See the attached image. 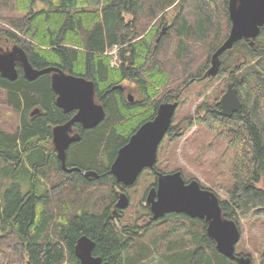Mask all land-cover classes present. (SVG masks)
Here are the masks:
<instances>
[{"label":"trees","instance_id":"1","mask_svg":"<svg viewBox=\"0 0 264 264\" xmlns=\"http://www.w3.org/2000/svg\"><path fill=\"white\" fill-rule=\"evenodd\" d=\"M228 3L0 0V44L21 48L34 69L59 68L93 81L96 103L105 110L98 126L75 130L80 140L66 152V166L75 171L66 173L53 146V128L72 115L57 106L51 75L30 81L20 65L14 81L0 74V109L19 115V125L9 118L7 127L0 115V264H80L75 249L83 236L95 242L93 255L102 264H238L217 251L204 220L172 213L154 221L146 205L147 224L133 219L119 225L124 211L115 216L118 195L129 196L134 186L119 184L110 173L118 151L155 119L161 104L178 103L179 108L195 84L208 87L226 77L217 99L200 106L205 113L196 125L234 153L228 198L218 196L223 217L234 221L242 235V220L264 216V27L252 44L240 40L220 57L215 77L206 75L212 55L230 34ZM170 9L176 15L169 23ZM165 26L167 33L160 36ZM114 49L118 68L111 66ZM228 83L237 89L242 107L224 117L218 102ZM135 91L141 100L131 103L128 95ZM176 128L167 133L171 139ZM176 171L186 182L197 180H188L181 169L160 172ZM88 172L97 177L85 178ZM151 175L144 203L157 186ZM236 253L254 264L251 253ZM259 259L264 264L263 250Z\"/></svg>","mask_w":264,"mask_h":264},{"label":"water","instance_id":"2","mask_svg":"<svg viewBox=\"0 0 264 264\" xmlns=\"http://www.w3.org/2000/svg\"><path fill=\"white\" fill-rule=\"evenodd\" d=\"M229 17L231 30L227 40L212 55L211 67L207 76L215 77L221 66V56L231 50L242 39L254 40L264 27V0H229ZM167 29L160 35H165ZM160 41V38L157 42ZM17 64L22 67L24 76L34 81L42 75H51V87L57 94L56 104L65 113L76 112L74 117L63 125L53 128V146L61 162L63 171L72 173L75 169L66 166V152L70 146L80 140L79 134L72 135L73 126L81 124L85 129L98 126L105 117V110L96 103V87L93 81L86 80L64 72L59 68L34 69L26 53L14 46L10 49L0 48V74L14 81L18 76ZM120 88V87H115ZM132 103L134 98L128 95ZM219 114L231 117L239 112L242 104L234 84H228L225 94L218 102ZM178 103H163L157 110L154 120L145 123L130 138L117 154L112 164L111 174L119 184L131 187L136 184L145 169L155 170L160 145L166 137L178 109ZM39 111L32 113V116ZM79 171V170H78ZM156 187L151 188L146 197V204L154 221L168 214H185L192 219L204 220L207 235L215 242L217 251L238 264H252L250 257L238 256L236 246L241 240L238 225L223 217L218 195L204 189L198 180L186 182L181 171L162 173L156 171ZM85 178L97 177L93 172L84 174ZM130 206V197L126 192L118 195L115 216ZM95 242L89 237L79 238L75 254L80 264H102V258L93 255Z\"/></svg>","mask_w":264,"mask_h":264},{"label":"rangeland","instance_id":"3","mask_svg":"<svg viewBox=\"0 0 264 264\" xmlns=\"http://www.w3.org/2000/svg\"><path fill=\"white\" fill-rule=\"evenodd\" d=\"M167 15V21L170 23V20L176 15V11L170 9ZM109 55L112 58L111 66L118 68L119 62L115 59V57H118L117 49H114ZM225 80L226 77L215 80L208 87L195 84L184 95L183 104L176 112L174 128H177L172 130L176 138L171 139L168 135L164 139L159 148L156 164V169L159 172L183 170L188 180L191 178L197 179L204 187L213 190L222 200L228 198L227 191L232 183L231 171L234 165V153L231 148L227 147L212 133L202 131L196 125V122H198L197 118L205 113L200 110V106L205 101L213 103L217 99L221 89L226 84ZM133 94L136 101L141 100L138 91ZM224 94L225 92L219 96L220 100ZM130 95L132 96V94ZM0 115L1 125L7 127L9 118H12L16 125H19V115L17 113L9 109H0ZM192 123H195V125L191 126ZM151 174L156 176L152 170L143 172L136 182V184L138 183L137 186L135 184L134 188L130 190V206L124 211L123 218L119 219V225L134 223L132 222L133 219H137L139 225L147 224L148 218L145 217V206L147 204L142 202V199L144 192L154 181ZM241 227L243 228L242 243L237 244L236 251L251 253L254 264H260L259 253L261 250L264 251V216L244 219ZM182 235L183 233L180 232L172 239L176 240ZM187 241L189 247H192L188 237Z\"/></svg>","mask_w":264,"mask_h":264},{"label":"flooded vegetation","instance_id":"4","mask_svg":"<svg viewBox=\"0 0 264 264\" xmlns=\"http://www.w3.org/2000/svg\"><path fill=\"white\" fill-rule=\"evenodd\" d=\"M167 28H166V26L164 27V30H166ZM164 32V31H163ZM242 40H246V39H242ZM247 41H251V44L253 43V40H247ZM0 48H2V49H4V50H6V49H10V48H12V47H3L1 44H0ZM17 65H19V64H17ZM230 84H232V83H230ZM119 89H123L122 87H120ZM57 95V94H56ZM133 96V98H134V101H135V96H134V94L132 95ZM220 110H221V108H220ZM220 110H219V112H220ZM69 114H71L72 115V118L74 117V115L76 114V112L74 111V112H69ZM174 119H175V117H174ZM174 119H173V122H174ZM174 125V123H172V125H171V127ZM78 126H81L83 129H85L81 124H75L74 126H73V130H72V135H74V134H78V133H76V129H78ZM168 136V134L166 135V137ZM165 137V138H166ZM164 138V139H165ZM164 141V140H163ZM73 145V144H72ZM71 145V146H72ZM145 170H151V169H145ZM144 170V171H145ZM155 170L156 171H158L157 169H156V166H155ZM155 170H152V172L153 173H155ZM143 171V172H144ZM156 174V173H155Z\"/></svg>","mask_w":264,"mask_h":264},{"label":"bare ground","instance_id":"5","mask_svg":"<svg viewBox=\"0 0 264 264\" xmlns=\"http://www.w3.org/2000/svg\"><path fill=\"white\" fill-rule=\"evenodd\" d=\"M115 59H117V57H115ZM242 104V103H241ZM44 154V153H43ZM59 160V159H58ZM61 163V162H60ZM3 165V164H2ZM5 165V164H4ZM67 165V164H66ZM62 167V166H61ZM37 169V168H36ZM47 169V168H46ZM17 170V169H16ZM97 179V178H96ZM43 186V185H42ZM46 186V185H45ZM44 187V186H43ZM21 189V188H20ZM40 204V203H39ZM58 219V218H57ZM123 229V228H122ZM197 245V244H196ZM139 248V247H138ZM173 255V254H172ZM170 256V255H169ZM167 259V258H166ZM169 261V259H168ZM253 264V263H252Z\"/></svg>","mask_w":264,"mask_h":264}]
</instances>
